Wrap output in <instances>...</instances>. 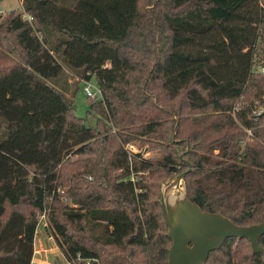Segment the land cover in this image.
Here are the masks:
<instances>
[{"label":"trees","instance_id":"1","mask_svg":"<svg viewBox=\"0 0 264 264\" xmlns=\"http://www.w3.org/2000/svg\"><path fill=\"white\" fill-rule=\"evenodd\" d=\"M262 65L264 0H22L0 14V264H31L24 229L46 206L75 264H168L161 182L186 160L192 201L260 222ZM66 69L102 88L86 117ZM205 264L264 252L229 236Z\"/></svg>","mask_w":264,"mask_h":264},{"label":"water","instance_id":"2","mask_svg":"<svg viewBox=\"0 0 264 264\" xmlns=\"http://www.w3.org/2000/svg\"><path fill=\"white\" fill-rule=\"evenodd\" d=\"M259 114H264V108ZM176 151L183 155L179 145ZM186 162L185 170L161 182L160 203L167 235L172 240L168 264H205L210 252L229 236L246 237L253 253L264 252L258 243V237L264 233V217L260 222L241 225L220 212L203 209L188 196L183 178L193 166L191 161Z\"/></svg>","mask_w":264,"mask_h":264},{"label":"rangeland","instance_id":"3","mask_svg":"<svg viewBox=\"0 0 264 264\" xmlns=\"http://www.w3.org/2000/svg\"><path fill=\"white\" fill-rule=\"evenodd\" d=\"M2 4L3 5L1 7L4 10V12L1 13L2 15H5L7 13V10L10 9L22 10V2L20 0H3ZM66 70L68 75L66 77H62L59 81L62 85L63 83L67 84V87L70 88V91H72V89L75 88L76 85H79V88L77 89V92L74 96L76 113L80 116L86 117L90 105L88 103V97L83 89L84 82L82 78L77 77L73 71H70L69 69ZM51 80L55 82V79ZM91 80L93 82H96L94 77ZM67 92L69 95H72L68 90ZM261 107L262 106H260V108ZM88 122L94 124L95 118L93 116H89ZM129 145L135 151L142 150L145 156H158L162 154L160 149H157L155 147L150 148L148 143L140 146L139 142L132 141L129 143ZM173 183L174 182H172L170 185H172ZM176 194H178V191H176ZM46 208L49 212V207L46 206ZM41 212L42 210L38 212V220L40 218ZM37 221L32 224H28L24 229L27 236L33 240V243L36 239V235H38L37 238L39 237L37 243L38 247L41 249V252L38 253L36 260L34 262L32 261L33 264H49V261L53 262V260L55 262L56 260H58V264H75L72 261L68 260V258L64 254L63 250L61 249L58 243V239L55 233L50 227L49 221L47 225H45L44 221ZM35 230H37V233L35 232Z\"/></svg>","mask_w":264,"mask_h":264},{"label":"built area","instance_id":"4","mask_svg":"<svg viewBox=\"0 0 264 264\" xmlns=\"http://www.w3.org/2000/svg\"><path fill=\"white\" fill-rule=\"evenodd\" d=\"M29 19H32V16L29 14H25ZM260 70L262 73H264V65L260 66ZM84 82V92L87 96L96 98V99H103V91L101 86L97 82H93L91 79H82ZM264 108L263 106L260 108ZM131 148V146H130ZM133 150V148H131ZM44 221L45 225L48 224V210L46 207L43 208L40 218L37 222ZM37 233V230H35ZM35 233V234H36Z\"/></svg>","mask_w":264,"mask_h":264},{"label":"crops","instance_id":"5","mask_svg":"<svg viewBox=\"0 0 264 264\" xmlns=\"http://www.w3.org/2000/svg\"><path fill=\"white\" fill-rule=\"evenodd\" d=\"M2 1H0V14L4 12L3 8L1 7L3 4H2ZM22 2V0H20ZM11 10V9H10ZM10 10H7L10 11ZM36 235V234H35ZM38 235H36V239L34 240V254H33V258H32V261L34 262L37 258V255L38 253L41 252V249L38 247V240H39V237L37 238ZM33 262H31V264H33ZM49 264H58V260H56V262L53 260V262L49 261ZM63 264V263H62Z\"/></svg>","mask_w":264,"mask_h":264}]
</instances>
